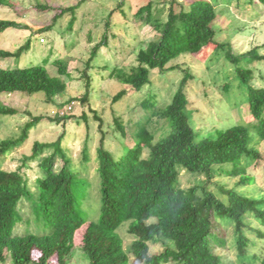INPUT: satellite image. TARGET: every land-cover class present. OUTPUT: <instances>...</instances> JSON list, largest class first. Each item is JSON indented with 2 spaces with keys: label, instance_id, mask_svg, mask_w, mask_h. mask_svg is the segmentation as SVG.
<instances>
[{
  "label": "trees",
  "instance_id": "trees-1",
  "mask_svg": "<svg viewBox=\"0 0 264 264\" xmlns=\"http://www.w3.org/2000/svg\"><path fill=\"white\" fill-rule=\"evenodd\" d=\"M87 1L80 0L76 5L59 8L51 24L40 31L52 29L65 14L71 16L67 30L71 29L76 9ZM253 1L264 5V0H238L241 5H251ZM123 4L124 1L118 3L103 19L105 30L90 50L81 72L85 92L81 98L69 102L85 104L89 100L92 60L102 49L107 50L110 21L116 12L124 16ZM10 5L8 0H0V6ZM152 7V0H149L135 15L145 20L148 13L150 18ZM35 8L41 11L56 10L46 4H37ZM215 8V3L209 0H188L183 5L170 0L165 19H157L155 22L158 36L136 51V66L128 71L115 67L109 78L123 82L130 90L139 91L150 84L152 71L162 73L172 70L176 66H167L170 61L183 54L192 55L201 47L213 45L216 54L222 52L226 60L235 65V77L246 96V105L253 120L252 128L234 125L217 131L214 137L196 140L185 113L188 100L184 88L191 78L185 73L170 101L162 109L155 110L151 101L141 103L142 106L150 104L152 108L147 116L137 122L134 133L136 141L132 147L113 158L105 149L103 139L99 142L96 148L99 217L95 221H89L82 214L80 204H76V173L70 170L69 160L61 149L63 134L49 144L34 143L31 155L22 165L34 161L43 149L49 151L37 161L43 177L35 196H31L35 203L33 210L36 220H44L48 229L41 234L30 231L14 233L21 220L18 205L26 200L30 189L25 184L20 167L14 171L0 169V264H49L53 256L56 264H70L73 236L85 224L80 249L86 264H129V256L117 234L118 228L127 221L130 222L127 233L132 237L130 252L136 264H220V258L212 252L210 246V240L215 239L213 231L217 227V217L219 220L227 219V225L234 227L237 255L246 254L254 243L246 235L247 230L264 237L260 230L245 222L251 215L264 226V200L221 188V194L226 196L224 201L206 190L207 184L216 176L215 167L235 165L243 157L254 161L260 159V151L250 146V132L255 134L257 140L264 142V88L250 86L252 72L240 66L243 61L264 60V56L237 55L229 42L217 40L219 28L216 25L218 14ZM9 28L28 29L15 20L0 19V33ZM29 45V41H26L13 52L0 49V58H19L28 50ZM133 51L134 47L131 49ZM52 63L56 67L57 77L51 76L45 65L0 68V94L20 93L31 96L41 92L45 102L53 104L57 95L55 83L66 72L59 59ZM129 88L117 92L111 102L120 101ZM0 115L13 116L16 111L0 107ZM155 117L163 123L160 124L158 119L155 122ZM52 118L62 126L70 119L66 113L61 116L55 114ZM41 119L33 117L22 127L18 138L0 142V156L20 147L27 140L29 130ZM166 122L167 132L154 140L160 128H165ZM116 124L123 132L122 124L118 121ZM57 160L61 162L59 167H56ZM87 160V147L84 146L83 162ZM181 168L190 174L203 175L205 180L201 185H193L187 190L179 189L177 179ZM241 173L245 171L241 170ZM222 174L233 173L219 170V175ZM247 182L248 178L242 177L237 184L242 186ZM156 243L161 245L162 250L150 254L149 245ZM33 252H37L35 258ZM257 264H264V254Z\"/></svg>",
  "mask_w": 264,
  "mask_h": 264
},
{
  "label": "rangeland",
  "instance_id": "rangeland-1",
  "mask_svg": "<svg viewBox=\"0 0 264 264\" xmlns=\"http://www.w3.org/2000/svg\"><path fill=\"white\" fill-rule=\"evenodd\" d=\"M9 7L0 6V19L15 20L28 29H6L0 33V49L13 52L29 41V48L19 58H0V68L25 67L30 65H45L47 72L57 77L53 61L59 59L64 65L66 74L60 76L55 83L57 95L53 104L45 102L44 94L39 92L31 96L20 93L0 94V107L14 109L16 115H0V142L16 139L20 136L22 127L33 117H41V121L32 127L27 140L13 151L0 156V169L14 171L22 169L23 179L30 189L26 200L18 205L20 222L14 233L23 234L25 231L41 234L48 229V224L39 219L33 210L35 204L31 196H35L43 172L37 166L40 157L49 151L36 155L34 161H23L31 155L34 143L49 144L55 142L63 134L61 149L69 160L70 170L76 173L77 185L74 197L76 204H80L82 214L89 220L95 221L99 217V180L97 176L96 148L101 139L105 149L117 158L136 141L135 131L137 122L147 116L155 105V110L162 109L177 90L185 73L190 75L184 88L188 105L185 111L196 140L202 137H214L217 131L234 125L253 126L246 105V96L240 89L241 85L235 77V65L226 60L220 52L213 51V45L201 47L192 55L183 54L169 62L167 66L176 68L160 73L154 70L150 74V84L139 91L130 90L129 86L116 79H110L113 68L125 71L136 66V51L145 47L147 43L158 36L155 29L157 19H165L166 9L170 0H152L151 17L148 13L145 20L139 19L136 11L146 5L149 0H89L81 4L75 11L74 22L67 30L71 19L70 14L59 18L53 28L40 31L51 24L52 17L59 8L76 5L80 0H8ZM124 1L122 11L114 14L107 31L108 48L102 49L92 60L91 93L89 100L82 104L79 99L85 92L81 72L90 50L101 38L105 30L103 19L115 6ZM180 4H187L188 0H175ZM215 3L219 28L217 40L229 42L233 52L237 55L264 56V5L253 1L251 5H241L238 0H209ZM49 5L56 10L41 11L35 5ZM134 47V51L131 49ZM240 66L252 72L249 85L254 88H264V60L241 62ZM228 87V90H225ZM128 93L117 103H112V97L122 89ZM143 101H151L142 106ZM71 106L69 111L66 110ZM57 107H61L59 110ZM55 110L64 111L70 118L62 126L53 121ZM93 111V112H92ZM157 111V112H158ZM97 119L94 118V114ZM84 116V119L82 118ZM154 118L155 122L163 123ZM116 121L122 124L123 132L118 129ZM168 130L160 128L154 140L161 137ZM250 146L261 153L259 160L241 158L235 164H225L215 167V178L207 184L206 190L211 191L226 201L221 194V188H229L234 192L264 200V142L257 140L250 132ZM253 143V145H252ZM87 147L88 160L83 162V148ZM145 151L143 155H145ZM61 164L56 161V167ZM219 170H228L231 175H219ZM245 171V173H241ZM242 177H247L246 185L237 183ZM205 180L203 175L190 174L179 169L177 184L179 189L187 190L193 185H201ZM227 219L219 220L214 229L215 239L210 240L212 252L220 258V264H257L264 254V237L255 232L246 231V235L254 242L246 254L237 255L234 240V227L227 225ZM245 222L264 234V226L251 215ZM130 222H124L117 230L123 241L124 251L129 256V264H136L131 256L130 244L132 237L127 233ZM86 224L74 234L72 240L73 253L70 264H86V258L81 251L82 236ZM162 250L160 244H150L149 253L156 254ZM37 252H33V257ZM49 264H56L53 256Z\"/></svg>",
  "mask_w": 264,
  "mask_h": 264
},
{
  "label": "built area",
  "instance_id": "built-area-1",
  "mask_svg": "<svg viewBox=\"0 0 264 264\" xmlns=\"http://www.w3.org/2000/svg\"><path fill=\"white\" fill-rule=\"evenodd\" d=\"M70 109H71V106H68L66 108L67 111H69ZM55 114H58L61 116V115L65 114V112L64 111L59 112V111L55 110V112H53V115H55Z\"/></svg>",
  "mask_w": 264,
  "mask_h": 264
}]
</instances>
